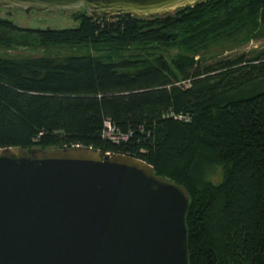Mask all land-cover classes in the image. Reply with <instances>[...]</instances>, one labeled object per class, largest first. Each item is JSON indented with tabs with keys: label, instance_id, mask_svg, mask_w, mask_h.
<instances>
[{
	"label": "trees",
	"instance_id": "obj_1",
	"mask_svg": "<svg viewBox=\"0 0 264 264\" xmlns=\"http://www.w3.org/2000/svg\"><path fill=\"white\" fill-rule=\"evenodd\" d=\"M260 35L264 0H205L144 18L82 13L71 28L0 17V148L141 158L188 190L189 264H264V51L207 56ZM155 44L178 51L170 60L144 51ZM106 118L129 140L103 139Z\"/></svg>",
	"mask_w": 264,
	"mask_h": 264
},
{
	"label": "water",
	"instance_id": "obj_2",
	"mask_svg": "<svg viewBox=\"0 0 264 264\" xmlns=\"http://www.w3.org/2000/svg\"><path fill=\"white\" fill-rule=\"evenodd\" d=\"M205 0H0V9L156 17ZM188 190L90 146L0 148V264H189Z\"/></svg>",
	"mask_w": 264,
	"mask_h": 264
},
{
	"label": "rangeland",
	"instance_id": "obj_3",
	"mask_svg": "<svg viewBox=\"0 0 264 264\" xmlns=\"http://www.w3.org/2000/svg\"><path fill=\"white\" fill-rule=\"evenodd\" d=\"M12 10L0 9V17L11 20L16 25L23 28H71L75 27L78 24L79 17L82 13H86L84 7L70 11V12H60L58 14H51L45 12H34L31 15L25 11L15 9V17H8V14ZM87 15V13H86ZM88 16V15H87ZM148 50V51H147ZM144 50L147 54H162L168 60H170L176 53L177 48L175 47H166V46H155ZM93 51V50H92ZM264 51V35H260L258 38L251 40L250 42L236 47L232 50H227L223 55L216 57L212 54H215L216 51L207 54L208 57H211L210 62L215 61L219 58L224 59H234L241 55H245L247 58H252L257 52ZM6 51L1 50L0 54H5ZM104 52L94 51L95 55H102ZM107 140V139H106ZM109 141V140H107ZM113 143L112 141H109Z\"/></svg>",
	"mask_w": 264,
	"mask_h": 264
},
{
	"label": "built area",
	"instance_id": "obj_4",
	"mask_svg": "<svg viewBox=\"0 0 264 264\" xmlns=\"http://www.w3.org/2000/svg\"><path fill=\"white\" fill-rule=\"evenodd\" d=\"M169 115L174 116L175 118L180 119V120H185V121L191 120V116L189 114L175 115L174 113L171 112V114ZM101 135H102V138L105 140L107 139L109 141H112L115 144H120L124 141H128L132 135V132L123 133L117 127V125L114 122H112L110 118H106L104 120ZM77 146H80V145H77Z\"/></svg>",
	"mask_w": 264,
	"mask_h": 264
}]
</instances>
